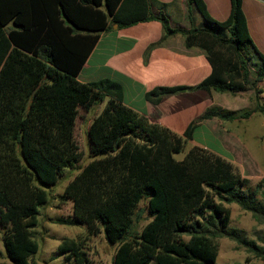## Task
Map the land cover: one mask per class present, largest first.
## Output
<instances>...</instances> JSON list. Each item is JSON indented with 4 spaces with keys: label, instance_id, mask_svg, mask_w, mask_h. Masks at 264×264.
<instances>
[{
    "label": "trees",
    "instance_id": "1",
    "mask_svg": "<svg viewBox=\"0 0 264 264\" xmlns=\"http://www.w3.org/2000/svg\"><path fill=\"white\" fill-rule=\"evenodd\" d=\"M185 2L200 25L171 27L167 4L155 0H0V69L11 57L26 63L0 90V255L12 264H39L33 258L39 209L47 188L75 169L62 195L72 200V214L53 221L82 223L85 235L60 238L53 257L63 264H92L86 241L98 233L113 246L111 264H219L220 238L264 262V232L261 245L246 237L231 225L227 207L234 203L264 223V178L250 185L222 157L197 146L173 157L202 119L232 121L257 111L264 120V53L251 43L241 0H229L223 21L211 18L202 0ZM151 19L202 50L211 70L195 85L155 86L145 100L157 103L180 89L251 90L253 108L211 105L177 134L124 105L118 82L75 79L99 32ZM251 52L258 59L253 72ZM81 101L103 102L86 129L91 159L82 166L69 137Z\"/></svg>",
    "mask_w": 264,
    "mask_h": 264
},
{
    "label": "crops",
    "instance_id": "2",
    "mask_svg": "<svg viewBox=\"0 0 264 264\" xmlns=\"http://www.w3.org/2000/svg\"><path fill=\"white\" fill-rule=\"evenodd\" d=\"M166 3L165 14L171 27L188 28L200 25L202 19L185 0H155ZM209 16L216 21L226 19L229 0H202ZM151 5L153 12L157 4ZM249 38L253 47L264 53V0H241ZM250 50V49H249ZM251 61L258 59L251 52ZM205 54L197 47H186L181 33L166 35L158 20L139 21L123 27L112 24L99 32L91 50L81 65L75 79L81 83L108 78L122 87V102L147 122L164 126L181 134L186 125L205 108L216 105L235 111L244 106L238 94L180 89L162 94L157 103L144 99V92L155 86L195 85L210 73ZM249 70L250 66H249ZM254 70V69H253ZM264 99V78L260 82ZM218 121V122H217ZM224 120L211 117L202 119L192 132L195 143L206 145L208 139L218 151L221 144L215 123Z\"/></svg>",
    "mask_w": 264,
    "mask_h": 264
},
{
    "label": "rangeland",
    "instance_id": "3",
    "mask_svg": "<svg viewBox=\"0 0 264 264\" xmlns=\"http://www.w3.org/2000/svg\"><path fill=\"white\" fill-rule=\"evenodd\" d=\"M22 61L23 58L19 56L11 57L10 61L8 59L7 63L0 69V90L5 83L16 79L21 74V70L26 65ZM250 69L253 72L255 65L250 63ZM234 94H238L240 101L245 103L244 106H240L234 112L253 108L254 97L251 90ZM102 106L103 102L88 106L84 101H81L76 108L77 112L73 119V129L69 137L80 154L77 165L82 166L91 159V150L86 141V129L92 116ZM224 121L226 122L222 125L215 123V131L222 142L218 144V151L211 149L215 148V145L209 139L206 145L195 143L192 139H189L183 143L181 151L174 154L173 157L180 159L190 148L197 146L222 157L250 185L257 184L264 178V120L262 116L257 111H253L245 118L238 117L232 121ZM65 137L68 138L66 134L64 135ZM77 171V169L65 171L64 175L47 188L48 200L46 205L39 209L37 225L34 228L38 249L33 258L39 264H63L60 256L53 257L60 238L63 236L76 237L85 235V226L82 223L65 225L53 221L56 217H65L72 214V200L70 198H62V195L67 182ZM143 204V202L139 203L141 206ZM227 207L231 225L241 229L246 237L261 245L262 242L258 237L264 232V223L257 221L248 211L241 209L234 203L227 204ZM142 217L140 223L146 221V212H143ZM86 243L89 247L88 253L92 264H111L113 246L104 240L101 233L88 236ZM216 261L219 264H264L260 257L225 238L218 239ZM0 264L12 263L0 255Z\"/></svg>",
    "mask_w": 264,
    "mask_h": 264
}]
</instances>
